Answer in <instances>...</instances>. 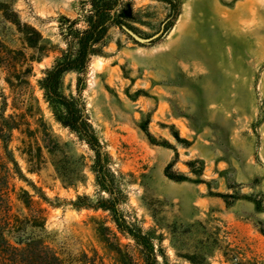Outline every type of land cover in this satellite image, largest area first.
Wrapping results in <instances>:
<instances>
[{
	"label": "rangeland",
	"instance_id": "1",
	"mask_svg": "<svg viewBox=\"0 0 264 264\" xmlns=\"http://www.w3.org/2000/svg\"><path fill=\"white\" fill-rule=\"evenodd\" d=\"M129 1L147 35L170 10L166 0ZM78 2L0 0V55L23 71V50L32 65L17 94L0 62V112L12 116L7 146L17 161L7 160L10 196L14 210H38L51 246L134 264L132 239L95 206L93 152L38 86L65 46L60 17L74 18ZM175 2L164 37L140 44L111 27L103 51L64 74L61 91L84 106L116 173V208L150 233L157 264H264V0ZM30 26L35 47L24 43Z\"/></svg>",
	"mask_w": 264,
	"mask_h": 264
},
{
	"label": "trees",
	"instance_id": "2",
	"mask_svg": "<svg viewBox=\"0 0 264 264\" xmlns=\"http://www.w3.org/2000/svg\"><path fill=\"white\" fill-rule=\"evenodd\" d=\"M166 1L170 7L169 13L162 20L159 30L147 35L134 25L137 16L133 3L129 0H80L74 18L60 17L59 31L65 46L59 50L52 65L44 70L43 76L38 80L44 100L51 108L55 119L75 133L93 152L94 158L90 167L99 192L95 206L108 211L115 228L132 239L137 257L130 256L129 259L134 264H157L158 248H155L149 232L143 231L135 220L129 222L116 208L120 191L116 173L111 170L109 156L103 152L82 103L74 96L65 95L61 91V86L64 74L69 71L85 70L91 57L103 51L111 27H117L140 44L164 37L179 14L178 2ZM30 29L31 36L27 37L24 43L29 47H35L40 34L31 26ZM19 52L27 65L23 71L16 64H12L3 53L0 55V62L3 60L7 63L4 68L9 77L7 82L17 90V94L23 91L24 84L29 85L27 76L32 71V65L27 62L25 52L23 50ZM11 117L0 112V264H98L97 254L91 255L85 250L71 253L66 252L64 248L51 246L44 239L45 233L40 225L42 216L38 210L30 212L14 210L10 196L11 168L7 164L9 159L13 168L17 167V161L7 146L11 136L8 130L11 131L13 128L8 126V119ZM145 133L151 137L147 129ZM167 175L171 178L183 177L171 169L167 170ZM22 191L26 193L25 190ZM78 198L84 199L87 196ZM97 230L104 240L112 243L110 236L115 237V233L110 227L102 225Z\"/></svg>",
	"mask_w": 264,
	"mask_h": 264
}]
</instances>
